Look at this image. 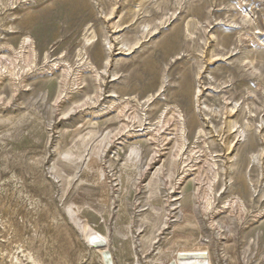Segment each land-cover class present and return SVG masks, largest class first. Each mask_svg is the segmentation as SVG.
Returning <instances> with one entry per match:
<instances>
[{
    "label": "rangeland",
    "instance_id": "374dc122",
    "mask_svg": "<svg viewBox=\"0 0 264 264\" xmlns=\"http://www.w3.org/2000/svg\"><path fill=\"white\" fill-rule=\"evenodd\" d=\"M105 252L264 264V0H0V264Z\"/></svg>",
    "mask_w": 264,
    "mask_h": 264
},
{
    "label": "bare ground",
    "instance_id": "6f19581e",
    "mask_svg": "<svg viewBox=\"0 0 264 264\" xmlns=\"http://www.w3.org/2000/svg\"><path fill=\"white\" fill-rule=\"evenodd\" d=\"M252 38V37H251ZM252 43V42H251ZM252 44H254V43H252ZM255 55V54H254ZM158 73V71L154 68V67H152L151 68V70H150V73L149 74H151V75H153V73H154V75L152 76V77H155V76H157V74L156 73ZM156 81H157V79H156V77L153 79V81H149L148 82V84H147V87L148 88H151L153 85H155V83H156ZM186 85V87H185V89L187 90V89H189V88H191V86L190 85H187V84H185ZM230 85H232V83L230 84ZM251 97V96H250ZM234 101V100H233ZM233 117V116H232ZM230 124V123H229ZM242 163H241V165H239L241 168H240V172H242L244 169H245V162L243 161V158H242ZM240 184H242V185H244V182H243V180H242V182L240 181ZM89 227V226H88ZM90 229V228H89ZM91 230V229H90ZM86 231V230H85ZM87 235V234H86ZM88 238L90 239V240H95L96 238L94 237V234H93V232H91L90 234H88ZM104 261H105V263L106 264H112L113 263V258H112V256H111V254L109 253V252H105L104 253ZM169 264H207V263H200V262H191V263H180V262H178L177 260H171L170 262H169Z\"/></svg>",
    "mask_w": 264,
    "mask_h": 264
}]
</instances>
